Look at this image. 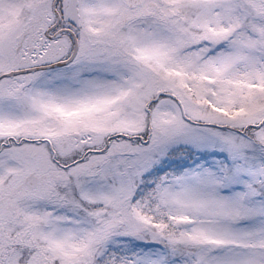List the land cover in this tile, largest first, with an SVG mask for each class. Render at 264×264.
Returning a JSON list of instances; mask_svg holds the SVG:
<instances>
[{"label": "snow or ice", "instance_id": "1", "mask_svg": "<svg viewBox=\"0 0 264 264\" xmlns=\"http://www.w3.org/2000/svg\"><path fill=\"white\" fill-rule=\"evenodd\" d=\"M0 264H264V0H0Z\"/></svg>", "mask_w": 264, "mask_h": 264}]
</instances>
